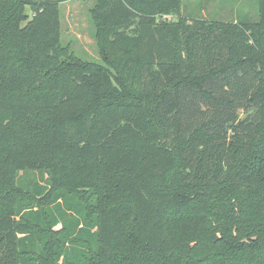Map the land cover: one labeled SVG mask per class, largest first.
Masks as SVG:
<instances>
[{
  "label": "trees",
  "instance_id": "16d2710c",
  "mask_svg": "<svg viewBox=\"0 0 264 264\" xmlns=\"http://www.w3.org/2000/svg\"><path fill=\"white\" fill-rule=\"evenodd\" d=\"M65 1L0 0V264H264V0H97L108 67L67 57Z\"/></svg>",
  "mask_w": 264,
  "mask_h": 264
},
{
  "label": "rangeland",
  "instance_id": "374dc122",
  "mask_svg": "<svg viewBox=\"0 0 264 264\" xmlns=\"http://www.w3.org/2000/svg\"><path fill=\"white\" fill-rule=\"evenodd\" d=\"M257 1L182 0V14L195 18L207 17L228 21H233L240 15L257 18ZM96 6L97 0H67L60 4V44L67 57L94 61L108 67L97 36L94 20ZM25 12L29 19L22 24L28 23L34 14L29 6L26 7ZM47 177V173L43 174L39 170L22 171L18 176V183L19 186L29 185L32 188L37 182L45 184L44 179ZM33 203L37 204V201Z\"/></svg>",
  "mask_w": 264,
  "mask_h": 264
}]
</instances>
